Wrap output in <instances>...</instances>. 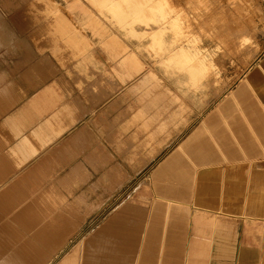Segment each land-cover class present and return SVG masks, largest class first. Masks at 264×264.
I'll return each mask as SVG.
<instances>
[{
    "label": "crops",
    "instance_id": "1",
    "mask_svg": "<svg viewBox=\"0 0 264 264\" xmlns=\"http://www.w3.org/2000/svg\"><path fill=\"white\" fill-rule=\"evenodd\" d=\"M25 5L0 22V221L29 218L50 181L72 180L100 205L73 234L88 236L91 264H256L248 241L235 258L225 166L264 155V68L195 127L170 71L133 55L96 8ZM250 218L262 244L264 218Z\"/></svg>",
    "mask_w": 264,
    "mask_h": 264
},
{
    "label": "rangeland",
    "instance_id": "2",
    "mask_svg": "<svg viewBox=\"0 0 264 264\" xmlns=\"http://www.w3.org/2000/svg\"><path fill=\"white\" fill-rule=\"evenodd\" d=\"M41 2L43 0H0V22L3 20L2 14L8 13L12 4L14 11L22 9L25 4ZM50 2L81 3L96 8L99 17L113 23L114 28L129 40L133 55L146 59L148 62L146 66H153L159 71H170L178 104L188 105V109L181 107L179 109L183 114L188 111L187 115L193 118L195 127L202 116L214 110L217 100L224 99V95L232 87L237 89L238 80L251 64L255 68L261 61L258 59L260 57L264 59V0H50ZM161 9L167 13L169 19L165 21L153 19ZM177 15L181 17L179 27L173 25V19L170 18ZM164 27L168 28L165 33L166 46L159 44L157 40V33ZM133 45L135 48H132ZM180 46L190 48L196 53V57L191 61L192 65L201 66L202 61H205L203 75L199 77V81L195 80L188 67L180 65L177 59H171V54ZM225 169L227 175L232 176V182L227 179V185H231L230 188L228 186L226 188L224 212L235 215L240 220V236L236 243L238 248L235 258H239L243 243L248 241V247L256 250L258 264L264 248V237L261 244L249 234L248 229L253 222L250 217L262 218L257 220L262 222L264 218V155L258 154L249 162L227 165ZM240 174H247L248 179L239 182L237 177L238 182L235 181V176ZM74 182L76 181L63 179L50 181L42 189L40 196L26 204L31 209L30 213L25 214L29 218L0 221V224L12 226L11 229L5 226L3 230L13 233L6 235L3 240L5 242L0 245V263L9 260L15 248L18 252L30 253L31 243L40 241L37 234L47 229L58 228L59 231L70 233L71 230L68 228L77 227L66 236V243L47 264H56L55 259L60 260L65 250L68 251L70 246L88 238L85 235H73L79 232V228L88 227L90 223L86 220L82 226L77 224L82 222V217L79 219L77 217L85 214L82 213L83 208L89 205L90 197L83 194L85 200L79 202L80 196L75 195ZM235 182L237 186L233 188ZM25 260L26 263H35L28 256Z\"/></svg>",
    "mask_w": 264,
    "mask_h": 264
},
{
    "label": "bare ground",
    "instance_id": "3",
    "mask_svg": "<svg viewBox=\"0 0 264 264\" xmlns=\"http://www.w3.org/2000/svg\"><path fill=\"white\" fill-rule=\"evenodd\" d=\"M152 17V16H151ZM169 16H167V13L161 9L159 11V13H157L153 19H157L158 21H165ZM171 19H173V25H175L176 27H179L181 24V17L177 16H172L170 17ZM2 25V24H1ZM3 27V26H2ZM1 27V28H2ZM5 28V27H4ZM3 28V29H4ZM184 28V27H183ZM6 29V28H5ZM168 28L164 27L162 28V30H160L157 33V40L159 42V44L161 45H165L167 43V40L165 38V33L167 31ZM10 34V33H9ZM8 34V35H9ZM149 34V33H148ZM10 36V35H9ZM10 38V37H9ZM194 45V44H193ZM178 47V46H177ZM156 47H154L155 49ZM157 49V48H156ZM196 57V53L192 52L190 48L187 47H183L180 46L179 49H177L175 51V53L171 54V59L172 60H176L177 62L182 65L183 67H188V69L192 72L193 77L195 78V80L199 81V77L202 76V71H203V65L205 63V61H202V65L201 66H197V65H192L191 61L194 60V58ZM261 60V59H259ZM165 61V60H164ZM196 61V59H195ZM194 62V61H193ZM167 63V62H165ZM164 64V63H163ZM167 65V64H166ZM253 68V64H251V66L247 69V71H251ZM264 68V60L262 62H260L259 64H257V66L255 68H253L252 71H261V69ZM196 85V84H195ZM84 195L82 194L79 198V202H82L84 199ZM100 207V205L98 204H90L86 207L83 208V212L85 213L84 215H80L79 217H77L78 219L82 217V222H78L77 224L80 226H82V224L86 221V217L90 216L93 212H95L98 208ZM65 213V212H63ZM62 216V215H61ZM57 217V216H56ZM63 217V216H62ZM65 218V217H64ZM63 218V219H64ZM84 218V221H83ZM54 219V217H53ZM74 219V218H73ZM56 220V219H55ZM58 220V219H57ZM59 221V220H58ZM64 221V220H63ZM68 221V220H67ZM75 220H73L74 222ZM78 221V220H77ZM56 222V221H55ZM71 222V221H70ZM61 223V222H60ZM59 223V225H60ZM63 223V222H62ZM66 223V222H65ZM69 223V222H68ZM76 223V222H75ZM70 224V223H69ZM73 224V223H72ZM58 225V223L56 224ZM65 225V224H64ZM62 226V224L60 225ZM73 226V225H72ZM79 226V227H80ZM64 227V226H62ZM68 227V226H67ZM71 227V226H69ZM66 228V227H65ZM77 227H72V228H68L70 229V233L69 231L67 232H62L59 231V229H47V231H43V232H39L37 234L38 239L40 240L38 243H31V248H30V253L28 254H24L23 252H18L17 249L15 248V250H13L12 255L10 256L9 260L4 261L3 264H31V263H26V257H31L33 262H35L34 264H47L49 261H51V259L53 258V256L57 255L58 251L61 249V247L66 243L65 239L66 236L69 234H71ZM32 229V228H31ZM73 230V231H72ZM31 231V230H30ZM18 233V232H17ZM20 233V231H19ZM18 233V234H19ZM22 234V233H20ZM55 238H52L53 236H57ZM19 236V235H18ZM24 236V235H23ZM61 236V237H60ZM63 236V237H62ZM77 236V235H76ZM21 237V236H20ZM27 237V236H26ZM85 237V236H84ZM18 239V238H17ZM21 239V238H20ZM69 239V238H68ZM22 241V240H21ZM74 241V240H73ZM26 242V241H25ZM20 243V242H19ZM28 243V242H27ZM88 243V242H87ZM21 244V243H20ZM23 244V243H22ZM14 245V244H13ZM18 245V244H17ZM11 246V245H10ZM29 245H27L28 247ZM25 247V246H23ZM71 248L68 251H64V254H62V258L59 260V258L56 260L55 262L56 264H91L90 261V253L88 251V248H86L85 246V238L80 240V243L78 244H74L73 246H70ZM26 248V247H25ZM24 248V249H25ZM22 248L20 247V250ZM27 250V248H26ZM83 250L86 251L83 252ZM69 252V253H67ZM3 255V254H1ZM59 256V255H58ZM57 257V256H56ZM2 264V263H0ZM53 264V263H52Z\"/></svg>",
    "mask_w": 264,
    "mask_h": 264
}]
</instances>
